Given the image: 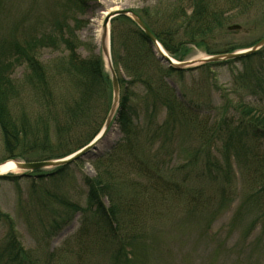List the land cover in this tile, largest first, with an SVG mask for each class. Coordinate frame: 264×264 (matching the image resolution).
Masks as SVG:
<instances>
[{
	"label": "trees",
	"instance_id": "trees-1",
	"mask_svg": "<svg viewBox=\"0 0 264 264\" xmlns=\"http://www.w3.org/2000/svg\"><path fill=\"white\" fill-rule=\"evenodd\" d=\"M91 1L94 0H68V4L71 9L81 12ZM144 14H139L142 21L176 61H186L188 46L204 48L210 56L219 54L209 45L216 33L224 30L226 20V12L216 0H179L173 9L165 8L162 16L157 14L156 20L152 19L151 12ZM118 20L135 27L134 31L122 34L126 35L123 43L126 57L121 60L112 56L121 90L114 121L126 134V140L118 149L119 157L106 171L98 174L96 180L84 177L85 207L59 200L70 214H81L80 229L73 239L74 245L81 250L75 264H88L82 254L83 247L87 246L94 254L92 258L101 257L105 264H180L172 248L159 240L156 224L163 219L164 209L172 200H181L186 204V219L203 215L207 216V222L211 221L206 229L208 234L216 218L232 204L227 196L228 191L234 190L236 170L255 188L244 204L247 206L250 200L257 202L253 208L256 217L247 230L249 236L260 223L264 224V110L241 101L234 113L225 106L213 125L200 121L196 107L152 87L155 81L149 75L146 63L149 54L153 57L151 44L132 21L118 18L114 23ZM146 20H150L149 23ZM74 23V29L58 24L48 33L29 36L23 43L11 37L0 44V133L7 160L32 163L63 159L89 145L103 129L107 117L102 126L98 111L103 108L104 113L109 114L112 102L110 76L100 57L82 59L76 54L79 43L74 31L79 23ZM59 47L69 55L65 60L67 66L54 80L58 83L60 77L61 83L68 82V92H63L62 88L57 90V86L53 88L46 67L38 59L40 50ZM235 51L231 49L227 53ZM263 55L264 49L253 57L228 64H250ZM120 62H123L128 81L119 72ZM18 65L25 66L24 80L29 81V93L39 109L33 121L28 118L26 107L19 117L14 115L21 88L18 92L12 75ZM213 66L216 65L199 69L209 72ZM173 74L184 75L168 68L167 76ZM245 75L242 80H247ZM249 82L246 85L248 91L263 105L264 77L257 76ZM140 85L147 91L149 110L151 108L149 120L129 131L136 116L137 95L133 90ZM161 111L166 116L159 124L156 120ZM53 133L58 138L57 145L51 141ZM188 139L190 145L186 143ZM175 141L182 142L179 147L183 151L177 158L183 163L167 172L168 164L173 165L175 161L174 152L167 148ZM67 168L54 170L47 176L61 175ZM18 179L20 177L11 175L0 178ZM205 184L219 185L220 196L201 200ZM51 199L46 210L51 208ZM214 203L216 208H213ZM70 214L51 215V231H59L71 221ZM2 227L8 230L4 239H0V264H32L18 240L13 219L0 211V235ZM148 252L154 254L150 261Z\"/></svg>",
	"mask_w": 264,
	"mask_h": 264
},
{
	"label": "rangeland",
	"instance_id": "rangeland-1",
	"mask_svg": "<svg viewBox=\"0 0 264 264\" xmlns=\"http://www.w3.org/2000/svg\"><path fill=\"white\" fill-rule=\"evenodd\" d=\"M178 1L94 0L83 11L77 12L71 9L68 0H4L0 4V44L10 40L11 37H16L17 41L23 43L29 36L48 33L58 24H65L74 29V22H78L74 31L75 40L79 43L76 54L82 59L91 56L100 57L106 73L109 74L101 48L102 25L105 19L103 15L107 12L130 10L139 16L149 11L152 19L156 20L154 17L157 14L162 16L165 8L173 9ZM216 2L226 12V20L224 30L217 32L215 39L210 41L209 45L215 49L214 52L227 53L231 49H235V52L243 51L264 38V0H216ZM148 21L150 20H146L147 23ZM232 26H240L241 30L228 31ZM134 28L132 24L122 20L111 22L108 41L111 56L119 57L121 60L126 57V50L123 47L126 35L122 34L128 30L134 31ZM138 48L144 51L141 46ZM187 50L189 52L186 61L210 56L201 47L188 46ZM68 55L63 47L43 49L38 52V59L46 67L47 78L52 81L51 85L53 88L57 86V90L62 88L63 92H68L70 84L66 81L61 83L60 77L58 83H55L54 77L62 73V69L67 66L65 60ZM146 61L148 73L155 81L152 87L156 91L171 94L179 101L196 107L197 115L202 122L213 125L221 117L220 114L225 106L228 105L230 112L234 113V108L241 101L264 110V104L252 97L251 91H248L249 88L246 86L250 84L249 79L264 77V55L254 59L250 64L216 65L210 68L209 72L198 68L199 70L184 73L182 76L177 74L167 76L168 67L157 60L154 52L153 57L149 54ZM122 67L123 62H120L119 72L128 81L129 77L125 76ZM26 72L25 66L18 65L12 75L18 92L21 88L15 102L14 115L19 117L26 107L29 113L27 116L33 121L39 109L33 104L35 98L29 93V81L24 80ZM245 73L247 80H242ZM133 91L137 95L136 116L130 124L129 131L147 123L151 110L145 88L140 85ZM98 113L103 126L107 114L104 113L103 108H100ZM165 116L166 113L161 111L156 121L159 124L163 123ZM125 140L126 134L114 121L92 157L69 166L61 175L53 178L47 176L54 171L50 169L14 181L0 180V211L13 219L18 240L32 264L77 263V256L81 250L74 245L73 239L80 229L81 214H70L67 208L59 204V200L85 207L87 188L83 183L84 177L96 180L98 174L106 171L119 157L118 149ZM51 141L57 145L58 138L54 133ZM178 141L167 148L168 151L174 152L175 158L173 165L168 164L167 172H171L170 170L183 163L177 158L183 151V148L179 147L182 142ZM186 143L191 144L189 139ZM159 146L157 145L156 148ZM6 158L0 133V165L6 161L15 162ZM17 175L21 174H11V176ZM179 179L182 180L183 177L179 175ZM245 180L240 171L236 170L234 190L228 191L227 196L232 204L227 205L225 212L216 218L212 231L208 234L206 229L211 221L207 222V216L203 215L196 216L195 219H186L184 212L186 204L181 203V200H172L171 205L164 209L163 219L158 220L156 224L159 229V240L172 248L180 264H264V224L260 223L253 233L249 236L247 234L249 225L256 217L253 208L257 202L250 200L247 206L244 205L246 198L251 196L255 189ZM217 186L205 184L201 200L215 195L219 197L220 187ZM51 197L52 211L45 209ZM216 207L214 203L213 208ZM52 212L70 214L71 221L59 231L52 232L49 224ZM7 230L6 227H2L0 239H4ZM82 254L87 258L88 264H92L93 261H96L95 264H105L101 257L92 258L94 254L90 246L83 247ZM151 256H154L153 252L152 254L148 252L149 261Z\"/></svg>",
	"mask_w": 264,
	"mask_h": 264
},
{
	"label": "water",
	"instance_id": "water-1",
	"mask_svg": "<svg viewBox=\"0 0 264 264\" xmlns=\"http://www.w3.org/2000/svg\"><path fill=\"white\" fill-rule=\"evenodd\" d=\"M118 18H127L133 22V24L145 35L151 44L152 50L156 55L157 60L166 65L169 69L178 72V73H188L197 70L200 67L207 65H224L230 62H236L241 59H247L257 55L264 49V38L259 41L257 44L252 46L249 49L235 52V53H227V54H217L207 56L203 59L186 61V62H178L170 57L159 42L156 40L151 31L147 28L142 19L133 11L130 10H120L115 12L106 13L103 25H102V35H101V48L104 59L107 64L110 82H111V91H112V102L109 114L107 116L106 122L103 126L100 134L86 147L81 150L59 160L47 161V162H5L0 165L5 166L8 163L14 164V171L21 175H17L18 177H25L30 174L42 171V170H57L69 167L81 160L88 159L92 157L94 152L97 150L98 145L104 139L108 131L110 130L113 121L116 117L120 106L121 99V90L118 82V78L116 72L114 70L112 56L109 49V27L113 20ZM241 30L240 26H232L228 28V31L234 32ZM12 174V172L8 171L5 173H0V178L8 177Z\"/></svg>",
	"mask_w": 264,
	"mask_h": 264
},
{
	"label": "bare ground",
	"instance_id": "bare-ground-1",
	"mask_svg": "<svg viewBox=\"0 0 264 264\" xmlns=\"http://www.w3.org/2000/svg\"><path fill=\"white\" fill-rule=\"evenodd\" d=\"M103 16L105 17L106 14H104ZM8 171H10V172H12V173H16V172L14 171V164H13V163H8V164H6L5 166H2V167L0 168V173H5V172H8Z\"/></svg>",
	"mask_w": 264,
	"mask_h": 264
}]
</instances>
